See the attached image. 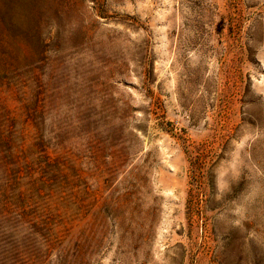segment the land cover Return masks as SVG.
Here are the masks:
<instances>
[{"label":"rangeland","instance_id":"374dc122","mask_svg":"<svg viewBox=\"0 0 264 264\" xmlns=\"http://www.w3.org/2000/svg\"><path fill=\"white\" fill-rule=\"evenodd\" d=\"M0 264H264V0H0Z\"/></svg>","mask_w":264,"mask_h":264},{"label":"bare ground","instance_id":"6f19581e","mask_svg":"<svg viewBox=\"0 0 264 264\" xmlns=\"http://www.w3.org/2000/svg\"><path fill=\"white\" fill-rule=\"evenodd\" d=\"M103 210H104V215H105L106 217H108L109 214H112V212L109 211V209H108L107 206L104 207ZM108 221H109L110 223H112V224H114V222H115L112 218H110Z\"/></svg>","mask_w":264,"mask_h":264}]
</instances>
